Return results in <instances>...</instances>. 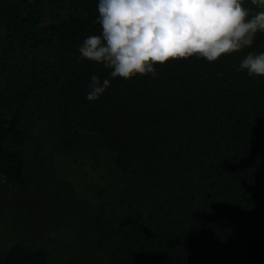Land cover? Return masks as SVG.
I'll return each instance as SVG.
<instances>
[{"label":"trees","instance_id":"16d2710c","mask_svg":"<svg viewBox=\"0 0 264 264\" xmlns=\"http://www.w3.org/2000/svg\"><path fill=\"white\" fill-rule=\"evenodd\" d=\"M98 15L0 0V264H264V76L238 71L264 32L112 79L79 53Z\"/></svg>","mask_w":264,"mask_h":264},{"label":"clouds","instance_id":"9594fccd","mask_svg":"<svg viewBox=\"0 0 264 264\" xmlns=\"http://www.w3.org/2000/svg\"><path fill=\"white\" fill-rule=\"evenodd\" d=\"M98 0V35L87 36L79 53L102 64L112 79L154 74L157 63L193 55L214 62L238 52L264 32V0ZM264 76V52H249L238 71ZM111 79L92 75L88 100L99 99Z\"/></svg>","mask_w":264,"mask_h":264}]
</instances>
